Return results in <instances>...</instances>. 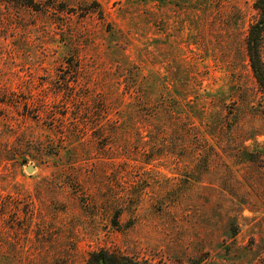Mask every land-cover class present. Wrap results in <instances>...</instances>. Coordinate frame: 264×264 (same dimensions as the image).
Wrapping results in <instances>:
<instances>
[{
  "label": "rangeland",
  "instance_id": "rangeland-1",
  "mask_svg": "<svg viewBox=\"0 0 264 264\" xmlns=\"http://www.w3.org/2000/svg\"><path fill=\"white\" fill-rule=\"evenodd\" d=\"M254 1L0 0V264L261 262Z\"/></svg>",
  "mask_w": 264,
  "mask_h": 264
},
{
  "label": "trees",
  "instance_id": "trees-1",
  "mask_svg": "<svg viewBox=\"0 0 264 264\" xmlns=\"http://www.w3.org/2000/svg\"><path fill=\"white\" fill-rule=\"evenodd\" d=\"M25 7L39 10L35 0H15ZM253 8L257 18L247 30L245 37V52L251 75L257 85L258 91L264 97V0H255ZM3 101V99H2ZM84 264H152L147 260L112 252L108 250H97L90 252ZM259 264H264V257Z\"/></svg>",
  "mask_w": 264,
  "mask_h": 264
},
{
  "label": "water",
  "instance_id": "water-1",
  "mask_svg": "<svg viewBox=\"0 0 264 264\" xmlns=\"http://www.w3.org/2000/svg\"><path fill=\"white\" fill-rule=\"evenodd\" d=\"M25 171H26L27 173H31L32 171H34V167L28 165V166L25 167Z\"/></svg>",
  "mask_w": 264,
  "mask_h": 264
}]
</instances>
